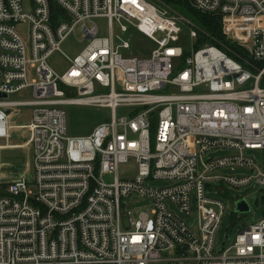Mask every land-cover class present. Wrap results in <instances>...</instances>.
<instances>
[{"label":"built area","instance_id":"2783aa9c","mask_svg":"<svg viewBox=\"0 0 264 264\" xmlns=\"http://www.w3.org/2000/svg\"><path fill=\"white\" fill-rule=\"evenodd\" d=\"M178 1L220 19L219 47L184 56L177 22L194 41L201 28L149 0H29L26 11L0 0V139L10 110L30 107L18 128L33 155L30 183L22 176L0 197V264H264V216L215 251L225 208L206 193L264 186V0ZM114 24L153 51L125 58L130 45L112 36ZM70 34L87 45L59 75L47 60ZM28 90L31 100L8 101ZM72 105L108 109L110 122L68 138ZM130 162L133 178L118 177ZM133 198L149 203L134 221L122 204Z\"/></svg>","mask_w":264,"mask_h":264},{"label":"rangeland","instance_id":"374dc122","mask_svg":"<svg viewBox=\"0 0 264 264\" xmlns=\"http://www.w3.org/2000/svg\"><path fill=\"white\" fill-rule=\"evenodd\" d=\"M150 2L157 4L162 8L168 9V13L172 14L174 17H179L183 20L189 21L192 25L198 27L196 20L193 19L191 16L192 11L189 10L187 7L180 6L178 3H167L163 0H149ZM22 8L24 11L30 9V2L29 0H21ZM180 20V19H179ZM92 23L95 24L98 30L97 37H106L108 34V27L106 20L103 18H99L94 20ZM180 30V45L185 50V52L189 51L190 48H193L194 45L197 46V40H191L188 37L189 29L191 28L188 24H185L184 21L180 20L177 22ZM17 32L22 36L25 37L26 32V25L17 26ZM112 36L118 37L120 41L126 42L130 45V52L129 54L125 55V58L135 57L139 58L140 56L150 54L154 46L147 41L144 37L138 36L136 34L124 36L118 33L117 26L114 24L112 29ZM117 44H120L119 41H116ZM87 45V40H82L78 34H70L69 37L65 41H63L59 45V51L54 52L48 60L47 64L50 68H52L56 73L59 75L66 72L69 67V62L76 58L82 50H84L85 46ZM264 83V78L262 80V84ZM106 90H101L99 93H105ZM32 97L28 91H22L15 93L14 95L8 96V101H29ZM66 115L65 125L67 127L66 136L68 138H79V137H87L93 129L102 125V123H109L110 122V111L104 108H94L91 106H79V105H72L66 106L63 108ZM9 118H8V125L15 126L19 124L27 123L29 120V115L31 113V108L27 107H15L13 110H10ZM117 117H126L128 116V112L125 109H118L116 111ZM19 130V129H18ZM22 131V130H20ZM10 133V142L11 144H20L24 142V138L18 137L17 132L15 129H11ZM17 135V136H16ZM153 143V138H152ZM5 156H10L11 160L7 163V166L12 164L16 168L13 169V177L18 175H22L24 179L30 183L31 181V155H29V151H16V153H6ZM25 155L26 157L22 156ZM247 156H253L256 163L259 166L262 165L261 162V155L258 152H248ZM5 159V157L3 158ZM21 170V171H19ZM136 168L133 165V162H130L126 165H120L118 169V177H128L133 178L135 175ZM228 173V172H225ZM229 174V173H228ZM21 177V176H20ZM11 178V179H12ZM7 178L6 180H11ZM111 178L107 177L106 181H110ZM149 185L160 188L162 186L167 185L164 182H152ZM214 187H218V184L214 185ZM227 195H223L217 192H208L207 196L214 200V201H221L224 206V210L221 216V226L216 234V239L214 243L215 251H221L222 248L229 247L233 244L235 235L239 231L240 228L248 227L251 224H255L259 222L264 216V186L258 187L255 184H250L248 187L242 189H229ZM244 199L249 206L250 210L249 213L245 214L244 216H238L237 214L233 215L235 208L232 201L235 199ZM125 207V211L131 212V219L137 218L138 214L143 212L144 209L148 206V202L137 200L136 198L128 199L123 201L122 203ZM195 200L194 194L192 193V200H191V208L194 214L195 212ZM195 217V215H192ZM181 219L183 217L181 216ZM186 221V219H185ZM122 223L124 225L127 224V219L124 217L122 219ZM186 224L190 225L189 221L185 222ZM225 235L228 236V240L225 242Z\"/></svg>","mask_w":264,"mask_h":264},{"label":"crops","instance_id":"0c3cea01","mask_svg":"<svg viewBox=\"0 0 264 264\" xmlns=\"http://www.w3.org/2000/svg\"><path fill=\"white\" fill-rule=\"evenodd\" d=\"M195 47V46H194ZM31 120V113L29 115V120L27 121V123L24 124H19V125H15V126H9V131H8V137L7 138H1L0 139V197L3 196L6 193V189L8 186V183L10 182H14L16 181L18 178H20V176L22 177V175H18L17 178L13 177V169L16 168L15 166H13V162L10 165L7 166V163L10 162L11 157L10 156H5L4 154L6 153H16V151H29V155H31V164H30V170H31V166H32V150L29 146H26V139H27V133L25 130L19 129L18 127H23L26 124L29 123V121ZM15 129V131L18 134V137L24 138V142L20 143V144H11L10 142V131L11 129ZM19 129V130H18ZM22 130V131H20ZM17 136V135H16ZM24 157H26L25 155H22ZM5 157V159H3ZM21 171V170H19ZM31 175H32V170H31ZM7 178L11 179V180H6Z\"/></svg>","mask_w":264,"mask_h":264},{"label":"trees","instance_id":"16d2710c","mask_svg":"<svg viewBox=\"0 0 264 264\" xmlns=\"http://www.w3.org/2000/svg\"><path fill=\"white\" fill-rule=\"evenodd\" d=\"M167 3H170V1H173V3H178L180 6H183L184 8L187 7L189 10L192 11L191 16L194 20H196V23L199 28H201L203 34H201L198 38L197 46L195 48L200 47L201 45H213L219 47V41H224V38L222 36V33H220V19L217 18V16L208 15V14H198L196 13L190 5H188L186 2L182 3L178 0H163ZM51 18L54 20L56 17L59 16L60 10L57 9V7L51 3ZM188 52L186 51L184 53V56H187ZM261 85L264 87V83ZM151 132H154V125L151 130Z\"/></svg>","mask_w":264,"mask_h":264},{"label":"water","instance_id":"95a60500","mask_svg":"<svg viewBox=\"0 0 264 264\" xmlns=\"http://www.w3.org/2000/svg\"><path fill=\"white\" fill-rule=\"evenodd\" d=\"M0 98H5V96L0 94ZM235 207H236V209H235L236 213H238V214H247V213H249V207L242 200L236 202L235 203Z\"/></svg>","mask_w":264,"mask_h":264}]
</instances>
